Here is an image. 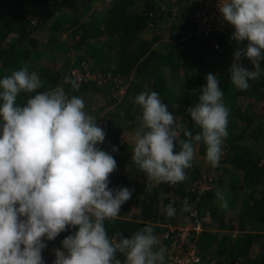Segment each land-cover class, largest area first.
Instances as JSON below:
<instances>
[{
	"label": "trees",
	"instance_id": "1",
	"mask_svg": "<svg viewBox=\"0 0 264 264\" xmlns=\"http://www.w3.org/2000/svg\"><path fill=\"white\" fill-rule=\"evenodd\" d=\"M4 1L7 3L4 4ZM156 1L109 0L92 5L93 0H0V79L24 66L29 72L31 67L35 69L42 87L33 93H19L16 103L20 106L36 93L56 90L58 86L69 97L83 98L84 111L91 116L94 112L92 99L101 96L104 101L108 100L105 105L116 101L115 108L108 113L106 123L101 127L105 131V140L97 147L116 160V169L109 175L108 187H127L134 191L131 199L121 206L116 220L104 222L110 239L118 240L117 233L124 238L131 237L146 225H152L154 233L159 229L162 231L164 227L155 222L163 221L164 215L167 217L168 201L176 205L186 197L198 211L210 209L213 216L218 215L221 225L231 227L237 221L241 228H249V231L235 237L227 233L217 237L205 231L203 238L212 237L204 238L202 244L199 242L201 252H204L202 258L210 256L207 253L210 252V258L213 257L218 264H264V245L257 251L256 245H253L258 233L251 232L264 226V190L258 196L253 193L264 178V100L261 111L241 109L237 101L242 90L231 83L229 70L222 68L216 71L212 68L213 62L222 53L216 54L204 37L194 35L192 23L187 17L171 23L168 39L164 41L157 35L151 40L143 36L142 33H149L146 29L147 11L159 6ZM171 2L179 5L177 0ZM31 14L37 16L35 24L29 22ZM41 23L47 24V34L42 37L33 35ZM12 32L16 33L13 40L9 39ZM63 33H66L64 40L59 41ZM217 36L225 44L223 35ZM156 39L158 43L154 44ZM261 51L264 55V50ZM82 58L90 59L94 66L97 65L92 70L110 72L112 78L101 84L89 79L76 83L78 86L73 88L66 82V78L73 81L71 75L68 73L63 78L61 70L70 67L71 61L76 64ZM242 66L253 70L246 57H242ZM260 67L264 70V60L260 61ZM208 73L217 76L223 91V103L229 111L228 135L221 146L223 152L219 166L214 168L213 173L216 184L202 194L191 190L189 184L203 168L194 155L192 166L185 169L187 179L174 185L166 182L156 185L134 169L138 167L131 159L132 150L121 140L127 121L142 114L134 98L144 91L157 92L168 111L178 118V135L185 138L183 132L187 129L195 136L200 128L191 120L186 109L198 103L200 89L206 85ZM129 75L133 79L127 82ZM115 77L124 81L127 87V93L121 95L119 101V93L116 97L113 95L117 90ZM177 81H180L179 90L172 86ZM250 84L246 92H253L255 86ZM174 145L175 153L179 151V144L174 141ZM112 146H116L118 151L113 152ZM193 146L195 154L206 151L203 142L193 141ZM236 168L242 170L240 177H237ZM141 176L144 179L140 182ZM217 190L224 192L227 202L232 203L231 207L225 208L224 214L234 209L226 224L222 213L224 208L221 209L215 200ZM75 231V227H70L53 240L45 239V250L62 249V240ZM212 244L216 247L210 251L208 247ZM117 258L122 264L125 261L119 251Z\"/></svg>",
	"mask_w": 264,
	"mask_h": 264
},
{
	"label": "clouds",
	"instance_id": "2",
	"mask_svg": "<svg viewBox=\"0 0 264 264\" xmlns=\"http://www.w3.org/2000/svg\"><path fill=\"white\" fill-rule=\"evenodd\" d=\"M217 6L234 29L230 38L237 44L247 42L234 52L229 68L231 83L247 91L250 81L264 75L260 67L264 0H218ZM29 22L36 20L30 17ZM242 57L253 70L242 66ZM66 82L78 86L67 78ZM41 87L37 73L26 66L0 79V264H44V240H53L70 227L76 231L55 250L53 264H122L117 251L125 257L123 264H164L163 248L154 250L159 241L152 225L131 237L117 233L118 240L109 238L104 222L116 220L134 190L108 187L116 160L97 147L104 142L105 131L84 111L83 98L56 89L38 92L23 106L17 105L19 93ZM200 90L198 103L186 109L200 132L193 136L185 129L186 139L177 134L175 117L157 92L144 91L134 98L142 109L136 117L142 125L134 136L131 159L157 185L187 179L185 169L195 155L193 141L203 142L206 161L213 168L219 166L229 111L215 74H206ZM174 141L179 144L175 153ZM112 151H118L116 146ZM216 198L227 208L224 192L217 190ZM184 205L188 210L187 198ZM165 211L171 218L176 210L169 205Z\"/></svg>",
	"mask_w": 264,
	"mask_h": 264
},
{
	"label": "built area",
	"instance_id": "3",
	"mask_svg": "<svg viewBox=\"0 0 264 264\" xmlns=\"http://www.w3.org/2000/svg\"><path fill=\"white\" fill-rule=\"evenodd\" d=\"M108 1V0H106ZM178 4H169L159 0V6L149 8L147 11L148 22L146 25L147 31L160 28L166 22L171 26V22L181 14V6H186L188 17L193 26V33L196 36L204 37L210 48L216 54L223 53V45L216 38L217 35H225L229 32L230 24L223 20L221 13L218 10V0H177ZM167 6L169 19L164 21L161 19L162 10ZM164 21V22H163ZM169 26V28H170ZM155 31V30H154ZM73 82L80 83L89 79L96 80V83L101 84L112 78L110 72L102 73L98 69L92 70L89 61L83 59L77 64H71L68 69ZM114 84L117 87L119 95L126 92V83L121 81L119 77L114 78ZM122 82V83H121ZM124 86V89H120ZM102 124H97L102 127L106 123V119H100ZM100 122V121H99ZM207 174H202L197 177L191 187V190L196 193H201L212 187L213 172L206 171ZM172 205V202L169 203ZM197 208V207H196ZM192 206L188 211V222L183 226H169L164 231V237L167 239L164 246V264H199L201 259L194 242V236L206 229V225L211 223V213L209 210L198 211ZM237 221H234L230 233L238 234L242 231Z\"/></svg>",
	"mask_w": 264,
	"mask_h": 264
},
{
	"label": "rangeland",
	"instance_id": "4",
	"mask_svg": "<svg viewBox=\"0 0 264 264\" xmlns=\"http://www.w3.org/2000/svg\"><path fill=\"white\" fill-rule=\"evenodd\" d=\"M106 1V0H104ZM109 1V0H108ZM163 2H165L166 4H169V1L168 0H161ZM7 2L4 1V4H6ZM11 3V2H10ZM9 3V4H10ZM155 3L159 4V1L157 0ZM101 4V2H100ZM165 8L162 10V13H161V19L164 20V21H167L169 19V15H168V10H167V6H164ZM10 9V8H9ZM181 9V14L180 16H177L175 19L172 20L171 23H174V22H177L180 18H181V15L183 16L184 13H185V6H181L180 7ZM31 17H35L36 16H33V14H31ZM163 21V22H164ZM169 26L166 22L164 23V25H162L160 28L158 29H154V30H150V32L148 33V37L149 39L155 37V35L160 36V40L161 41H164L167 39L168 37V34H169ZM231 26V25H230ZM47 24H43L41 23L37 28H35L34 30V34L33 35H36V36H39V37H42V36H45L47 34ZM234 31L233 27L231 26V28L229 29V32L225 35H223L224 39H225V44L223 43V41L221 42L222 45H223V53L221 55V59H217L216 61H214L212 64V68L213 70H216V71H219L220 69L222 68H225L227 70H229V67L231 65V60H233V57H234V52L237 50V48H240V47H243L247 42L246 41H243L241 42L240 44H237V42L233 39H231V33ZM160 33V34H159ZM66 35V33H63V35L59 38V41L61 40H64V36ZM16 37V33H11L9 35V39L13 40L15 39ZM218 38V36H217ZM156 42V41H154ZM153 42V43H154ZM70 55L72 56L73 53H70ZM51 56V55H49ZM47 57V55L45 56ZM87 60L90 62L91 66L92 67H96L93 65V63H91L92 60L90 59H86V58H82L80 60ZM227 60H229V62L227 63ZM35 61H38V60H35ZM213 61V59L211 60ZM33 64H36V62H33ZM70 64H73L72 61L70 62ZM77 64V63H76ZM68 68H62V76L63 78L66 77V75H68ZM34 68L31 67V71L30 72H34ZM130 77V80L133 79V76L132 75H129ZM128 82V81H127ZM254 86V90L253 92H246L244 93V91H241L240 92V95H239V99L237 101V104L241 107V109H247V110H251V109H254L256 111H259L260 108H261V105L263 104V100H264V75L261 76V78L259 80H256V81H250ZM122 83V82H121ZM173 87H175V89H180L179 86H180V81H177V82H173L172 84ZM57 89H62L61 86H58ZM120 89H124V86L121 87ZM91 90V89H90ZM127 93V91L125 92ZM124 93V94H125ZM116 94H118V91L114 90L113 92V95L114 97H116ZM88 97V96H87ZM91 98V97H90ZM121 99V96L118 95L117 97V101H119ZM92 105H93V109H94V112H93V117L96 118V124H102L101 120L102 118L104 119H107V115L108 113L113 110L115 108V105H116V101H114V103L112 104H107L105 105V103L108 101H104L101 96H97L95 99H92ZM261 111V110H260ZM175 117V121H176V124L174 125V127L176 128V132L177 134H179V122L178 121V118L177 116H174ZM100 121V122H99ZM141 125H142V121L140 120H137V119H134V120H128L126 125L124 126V130L122 131V141L126 142L127 145L130 147V149L133 151V147H134V136H135V133L136 131L140 130L141 129ZM196 150V149H195ZM222 152H223V149H222ZM205 152H203V154H195V157H196V160L197 159H200L199 163L200 165L203 167L202 168V171L198 174L197 177L201 176L202 174H207L206 171L208 172H215L214 171V168L206 161V158H205ZM135 170H138L139 172H141L142 176L146 177L145 173L143 171H141L140 169H137L136 167L134 168ZM142 176L139 178V181L141 182L144 178H142ZM147 178V177H146ZM147 180L151 181L152 183L156 184L154 181L150 180L147 178ZM193 184V183H192ZM192 184H189L190 188L193 187ZM216 184V182L213 181V184L212 187ZM157 185V184H156ZM211 187V188H212ZM209 188V189H211ZM202 194V192L200 193ZM228 201V200H227ZM172 202V207L175 208V204L173 201H168V204ZM193 203V202H192ZM232 206V203H228V208ZM192 207V206H191ZM189 209V208H188ZM225 209V208H224ZM234 211V209L232 208L230 211H228V214L227 215H231V213ZM167 215V214H166ZM168 217V216H167ZM178 221L174 220L172 221V226H183L185 225L189 220L187 218V216H183L182 218V221H179V219H177ZM187 220V221H186ZM184 221V223H182ZM182 224V225H180ZM255 232H261L263 233L264 232V226H260V227H257L256 229H253ZM166 243V241L164 242ZM161 244V246H159L158 250L160 248H163L164 249V246L163 244ZM261 243V242H260ZM264 244L260 245V244H257V251H259L260 249H262ZM209 254H211L210 252H207ZM208 258L210 256H207ZM51 259V255L49 256V261H44V264H50V260ZM207 264H212V263H209L207 262ZM234 264H237V263H234Z\"/></svg>",
	"mask_w": 264,
	"mask_h": 264
},
{
	"label": "crops",
	"instance_id": "5",
	"mask_svg": "<svg viewBox=\"0 0 264 264\" xmlns=\"http://www.w3.org/2000/svg\"><path fill=\"white\" fill-rule=\"evenodd\" d=\"M97 3H100V1H97V2H95L94 0H93V4L92 5H97ZM102 3V2H101ZM54 11V10H53ZM33 16H35V15H33ZM188 18V19H190L189 17H188V14H187V11H186V9H185V13H184V15L182 16L181 15V18L177 21V22H179V21H181V20H183L184 18ZM32 18H34L36 21H37V16H36V18L35 17H32ZM150 32V31H149ZM142 35L143 36H147L146 35V33H142ZM149 38V37H148ZM159 38H160V36H159ZM167 39H168V37H167ZM151 40V39H150ZM153 40V39H152ZM156 42H154V44H156V43H158V39H156L155 40ZM127 80H128V82L130 81V77L128 76L127 77ZM197 150H198V148H197ZM203 154V153H202ZM201 155V154H200ZM199 161H200V159H197V163L200 165V163H199ZM236 171H237V177H240L241 176V174H240V172H242V170H240V169H237L236 168ZM264 190V178L262 179V180H260V182H259V184H257L256 185V189H254V191H253V193L255 194V195H259L262 191ZM186 197H184L183 198V200L182 201H180V202H178V203H176V205H175V215L173 216V217H171V218H169V217H166L165 215H164V220L163 221H160V222H155L156 223V225H158V226H161V227H164V229L161 231V229H159V231H157L156 233H154V235L157 237V239H158V241H159V243H158V245H156L155 246V248H154V250H158V248H159V246H161V244L162 243H164L165 241H167V239L164 237V231H165V229L166 228H168L169 226H172V221H174V220H176V221H178L177 219H179L180 218V220L179 221H182V218H183V216L185 215V216H187V218H188V211H189V207L191 206V201L189 200L188 201V205H187V207L189 208L188 210H184V207H185V205H184V199H185ZM215 200H217V198L215 199ZM217 202L220 204V201H218L217 200ZM131 208L134 210L135 209V206H131ZM161 209V208H160ZM221 209H222V207H221ZM204 210H209L210 211V209H204ZM224 212H225V209H223V215H224V224H226L227 222H228V217L230 216V214L229 215H225L224 214ZM210 213H211V215H212V212L210 211ZM232 214V213H231ZM187 221V220H186ZM182 223H184V221L182 222ZM180 225H182V224H180ZM230 226L229 227H227V226H225V225H221L220 224V222H219V217H218V215H216V216H213L212 215V223H210V224H208V225H206V229H204L202 232H199V233H197L195 236H194V238H193V242H194V244H195V246H196V249H197V251H198V253L200 254V256H201V259H202V264H207V262H209V263H212V264H218L217 263V261L216 260H214V258L213 257H209V259H211V260H209L207 257H205V258H202L203 257V255H204V252H201L202 250H201V247H200V243L199 242H201V244H202V242L204 241V238L207 240V239H209V238H211L212 236H207V237H204L203 238V236H202V234L204 235V232L205 231H209L208 233H211L213 236L214 235H218L217 237H219V235H222V234H224V233H227V234H229V235H232L231 233H230ZM244 231H249V228H246V229H243L242 231H240L238 234H235V235H232V237H235V236H238L239 234H241V233H243ZM251 232H253V233H258V236H256L255 237V242H254V245L253 246H255L256 245V248H257V244H260V245H262V244H264V232L263 233H261V232H255L253 229L251 230ZM201 236H202V238H201ZM200 240V241H199ZM261 242V243H260ZM212 247L213 248H215L216 247V245H214V244H212V246H209L208 247V250H210L211 251V249H212ZM206 252V251H205ZM41 255H42V257H43V261H49V256L51 255V261H50V264H53V261L55 260V250L54 249H50V250H45V248L42 250V252H41ZM210 256H212V254H210ZM44 259H46V260H44ZM209 260V261H208ZM200 264V263H199Z\"/></svg>",
	"mask_w": 264,
	"mask_h": 264
}]
</instances>
